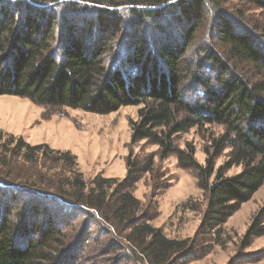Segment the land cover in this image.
Segmentation results:
<instances>
[{"label":"trees","instance_id":"trees-1","mask_svg":"<svg viewBox=\"0 0 264 264\" xmlns=\"http://www.w3.org/2000/svg\"><path fill=\"white\" fill-rule=\"evenodd\" d=\"M257 10L264 0H0V95L98 114L141 106L132 141L176 155L206 199L195 237L169 238L132 191L154 172L155 154L131 155L123 178L97 175L89 186L70 150L0 130V264H188L201 235L218 240L264 184ZM207 124L224 131L204 147L203 164L176 138ZM234 166L242 170L227 175ZM94 224L103 234L92 238ZM263 235L264 205L242 246Z\"/></svg>","mask_w":264,"mask_h":264},{"label":"rangeland","instance_id":"rangeland-1","mask_svg":"<svg viewBox=\"0 0 264 264\" xmlns=\"http://www.w3.org/2000/svg\"><path fill=\"white\" fill-rule=\"evenodd\" d=\"M252 15L255 20L259 19L258 25L264 27V11L257 10ZM140 107L122 106L109 114H98L70 107L47 108L26 97L4 94L0 95V130L23 137L33 145L48 144L55 149L70 150L77 156L89 186L97 175L123 178L131 155L155 154L154 172L142 176L133 187V194L145 209L156 213L151 221L153 226L161 228L169 238L193 239L203 218L206 199L195 174L180 168L176 155L161 158L157 145L146 140L132 141L131 121L138 118ZM223 131V126L215 124L194 127L180 134L176 142L181 147L193 143L197 160L204 164V147ZM228 151L226 149L217 158L216 168L225 162ZM241 170L242 166H234L226 174L233 175ZM192 205L196 209L191 208ZM263 205L264 184L228 218L218 240L215 236L201 235L198 246L185 260L188 264H228L233 256L240 255L239 264H264V235L255 238L249 246H242L243 236ZM76 221L78 230L86 225L87 219L80 215ZM102 234L101 225L88 227L87 236L94 238Z\"/></svg>","mask_w":264,"mask_h":264}]
</instances>
